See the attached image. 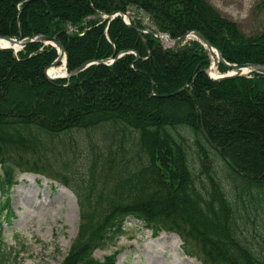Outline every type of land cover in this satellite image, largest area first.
Segmentation results:
<instances>
[{
	"label": "trees",
	"instance_id": "obj_1",
	"mask_svg": "<svg viewBox=\"0 0 264 264\" xmlns=\"http://www.w3.org/2000/svg\"><path fill=\"white\" fill-rule=\"evenodd\" d=\"M156 30L173 41L195 31L231 65H264V32L246 37L206 0H0V37L57 38L69 74L92 63L52 81L53 46L0 50V221L14 216L19 176L36 174L77 198L79 231L63 264H117L118 253L95 252L123 236L129 219L155 236L177 234L202 264H264V233L255 246L244 203L264 195V75L214 81L206 47L192 40L166 50ZM121 53L112 66L96 63ZM12 256L0 227V264Z\"/></svg>",
	"mask_w": 264,
	"mask_h": 264
},
{
	"label": "rangeland",
	"instance_id": "obj_2",
	"mask_svg": "<svg viewBox=\"0 0 264 264\" xmlns=\"http://www.w3.org/2000/svg\"><path fill=\"white\" fill-rule=\"evenodd\" d=\"M206 1L226 19L236 23L246 37H255L264 32V0ZM131 13L134 16L135 12ZM141 18L146 27H151L147 16L142 14ZM172 46V43L166 45ZM210 71L220 74L216 65H212ZM189 144V152L195 157V170L199 173L201 167L195 143L190 139ZM216 155L214 153L213 157L216 170L226 183L229 174L221 158ZM227 190L230 192L229 188ZM262 201L263 208L260 210ZM244 203L253 215L249 224L252 226L250 239L256 246L257 242L262 243L256 236H263L264 233V216H260L264 214V195H245ZM11 207L14 216L10 222L5 219L0 221L5 242L13 252L10 264H63L80 226L76 196L67 188L44 177L22 174L13 189ZM124 227L123 236L105 250L95 252L96 259L103 260L118 253L117 264H202L198 258L185 255L182 241L175 233L163 231L155 236L143 222L135 219H129Z\"/></svg>",
	"mask_w": 264,
	"mask_h": 264
},
{
	"label": "water",
	"instance_id": "obj_3",
	"mask_svg": "<svg viewBox=\"0 0 264 264\" xmlns=\"http://www.w3.org/2000/svg\"><path fill=\"white\" fill-rule=\"evenodd\" d=\"M118 15L122 17V19L125 21V23L128 26H131L130 23L126 22L127 15H125V14L116 13L113 15L112 18L114 19ZM148 33L153 34L151 31ZM158 33L161 34V32L159 30H158ZM163 37H166L167 43H173V46L170 48H172L174 50L177 48V46L179 44H185L188 41L194 40V39L199 41L201 44H203L208 49V51L211 53V56L214 59V63L215 64L216 63L221 64L223 67H225L230 72L229 74H227L225 76H219L217 78H213L210 76V78L215 80V81H225V80H229V79L245 77V75H247L249 73H257V74L264 75V65H254V64L231 65V64L227 63L223 57V54L216 47H214L203 35H201L198 32H195V31L190 32V33L182 36L181 38H179L175 41L169 40V37L166 35H161L160 37H157V38L162 40ZM0 41H4L5 43H7L5 46H0V50H14L16 52L22 50L27 45L32 44V43H41V44H44L46 46L51 45V46L55 47L58 51V58L51 65V67L49 69H47L45 72L46 77L52 81L70 80L72 77L80 74L81 72L85 71L87 68H89L92 65V63H87V64L81 66L80 68H78L73 73L66 74L64 77L51 78L48 76V71L51 68H55V67L59 66L63 62L65 64L66 72L68 70V68H67V62H68L67 53H66L63 45L60 43V41L57 38H51V37H46V36H39V37H35L33 39L23 38L22 36L19 37L18 39H14V38H10V37H0ZM124 55H125V53H121L116 59L112 58L108 61H99L96 63H98L100 65H105V66H112L118 59H120ZM137 58H139V57L137 56ZM178 93H179V91L172 94L171 96H174ZM227 162L229 163V165H231L229 160H227Z\"/></svg>",
	"mask_w": 264,
	"mask_h": 264
},
{
	"label": "bare ground",
	"instance_id": "obj_4",
	"mask_svg": "<svg viewBox=\"0 0 264 264\" xmlns=\"http://www.w3.org/2000/svg\"><path fill=\"white\" fill-rule=\"evenodd\" d=\"M162 42H163V44L165 46L168 45L166 37H163ZM6 44L7 43H5L4 41H0V46H5ZM66 74H67V72H66V69H65L64 62L61 65H59V66H57L55 68H51L48 71V76L51 77V78L64 77ZM210 75L213 78H217L218 77V73H215V72H212V71H210ZM163 235H165V234H162V236ZM175 249L176 250L178 249L177 246H175Z\"/></svg>",
	"mask_w": 264,
	"mask_h": 264
}]
</instances>
